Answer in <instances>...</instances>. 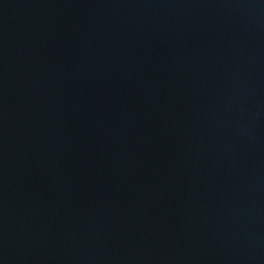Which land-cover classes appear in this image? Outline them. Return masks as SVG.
<instances>
[{
  "label": "water",
  "instance_id": "obj_1",
  "mask_svg": "<svg viewBox=\"0 0 264 264\" xmlns=\"http://www.w3.org/2000/svg\"><path fill=\"white\" fill-rule=\"evenodd\" d=\"M0 264H264V0H0Z\"/></svg>",
  "mask_w": 264,
  "mask_h": 264
}]
</instances>
